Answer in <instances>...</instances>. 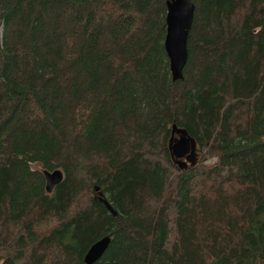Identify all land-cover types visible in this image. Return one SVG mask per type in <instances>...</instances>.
I'll list each match as a JSON object with an SVG mask.
<instances>
[{
	"label": "trees",
	"instance_id": "1",
	"mask_svg": "<svg viewBox=\"0 0 264 264\" xmlns=\"http://www.w3.org/2000/svg\"><path fill=\"white\" fill-rule=\"evenodd\" d=\"M190 1L173 81L165 0H0V264H264V0Z\"/></svg>",
	"mask_w": 264,
	"mask_h": 264
},
{
	"label": "water",
	"instance_id": "2",
	"mask_svg": "<svg viewBox=\"0 0 264 264\" xmlns=\"http://www.w3.org/2000/svg\"><path fill=\"white\" fill-rule=\"evenodd\" d=\"M193 4L190 0H165V33L163 37V48L168 60V69L171 80L180 79L182 77V68L187 57L186 39L187 32L191 25L193 17ZM169 156L179 167L186 165L189 162L193 165L196 160L195 140L182 127L176 126L174 123L170 125V136L167 142ZM183 157V159H181ZM44 179V189L50 192L55 184L62 177L60 169L42 170ZM97 189V187H95ZM99 195H101L99 193ZM105 208L115 214L112 207L106 199L98 197ZM109 236L105 235L95 240L89 245L85 251L82 260L85 264L93 263L109 242Z\"/></svg>",
	"mask_w": 264,
	"mask_h": 264
},
{
	"label": "rangeland",
	"instance_id": "3",
	"mask_svg": "<svg viewBox=\"0 0 264 264\" xmlns=\"http://www.w3.org/2000/svg\"><path fill=\"white\" fill-rule=\"evenodd\" d=\"M32 167H37V165L36 164H33Z\"/></svg>",
	"mask_w": 264,
	"mask_h": 264
},
{
	"label": "flooded vegetation",
	"instance_id": "4",
	"mask_svg": "<svg viewBox=\"0 0 264 264\" xmlns=\"http://www.w3.org/2000/svg\"><path fill=\"white\" fill-rule=\"evenodd\" d=\"M181 159H183V157Z\"/></svg>",
	"mask_w": 264,
	"mask_h": 264
}]
</instances>
